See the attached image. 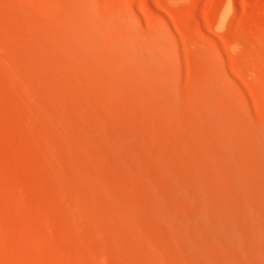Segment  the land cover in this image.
I'll return each instance as SVG.
<instances>
[{"label":"rangeland","instance_id":"1","mask_svg":"<svg viewBox=\"0 0 264 264\" xmlns=\"http://www.w3.org/2000/svg\"><path fill=\"white\" fill-rule=\"evenodd\" d=\"M0 264H264V0H0Z\"/></svg>","mask_w":264,"mask_h":264},{"label":"bare ground","instance_id":"2","mask_svg":"<svg viewBox=\"0 0 264 264\" xmlns=\"http://www.w3.org/2000/svg\"><path fill=\"white\" fill-rule=\"evenodd\" d=\"M141 44V43H140ZM143 46V45H142Z\"/></svg>","mask_w":264,"mask_h":264}]
</instances>
